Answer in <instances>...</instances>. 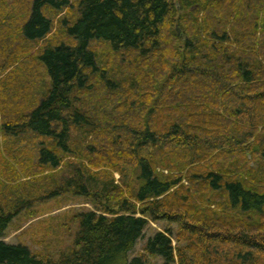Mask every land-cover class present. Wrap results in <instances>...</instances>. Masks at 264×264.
<instances>
[{
  "label": "trees",
  "instance_id": "1",
  "mask_svg": "<svg viewBox=\"0 0 264 264\" xmlns=\"http://www.w3.org/2000/svg\"><path fill=\"white\" fill-rule=\"evenodd\" d=\"M0 56V238L92 204L0 264H264V0H0Z\"/></svg>",
  "mask_w": 264,
  "mask_h": 264
},
{
  "label": "rangeland",
  "instance_id": "2",
  "mask_svg": "<svg viewBox=\"0 0 264 264\" xmlns=\"http://www.w3.org/2000/svg\"><path fill=\"white\" fill-rule=\"evenodd\" d=\"M57 29L55 27L52 30V36L57 33ZM54 36L64 39V35L60 33ZM29 51L30 54L34 52L32 48ZM39 71L45 82L46 78L43 69ZM4 74L5 72H0V81L5 77ZM0 146L2 147L3 144H0ZM90 209H92V204L88 201L78 196L65 194L43 204L34 205L30 210L20 213L12 220L4 236L0 239L8 244L17 245L22 243L33 251L47 252L55 256L72 243L75 233V224L72 221V217L77 213ZM167 227L168 223L165 221H150L144 229L142 237L137 241L130 253V259L141 253L149 237H152L159 230L163 231ZM169 227L175 233V224H171ZM153 262L161 263L158 258L154 259Z\"/></svg>",
  "mask_w": 264,
  "mask_h": 264
},
{
  "label": "water",
  "instance_id": "3",
  "mask_svg": "<svg viewBox=\"0 0 264 264\" xmlns=\"http://www.w3.org/2000/svg\"><path fill=\"white\" fill-rule=\"evenodd\" d=\"M177 32H179V30H177Z\"/></svg>",
  "mask_w": 264,
  "mask_h": 264
}]
</instances>
